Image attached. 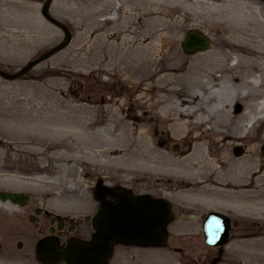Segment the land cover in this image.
<instances>
[{"label": "rangeland", "instance_id": "obj_1", "mask_svg": "<svg viewBox=\"0 0 264 264\" xmlns=\"http://www.w3.org/2000/svg\"><path fill=\"white\" fill-rule=\"evenodd\" d=\"M44 2L0 0V70L3 73L16 74L62 42L61 30L41 16ZM160 2H163V9L177 4H181V9L170 19L175 24L174 35L163 32L153 39L156 58L170 52L175 62L186 64L218 50L224 39L241 40L240 32L250 34L254 41L264 44L262 2ZM145 8L144 0L142 3L140 0H53L49 16L67 29L70 37L67 47L40 62L20 79L0 77V191L30 195V201L23 209L0 203V257L6 264H39L34 247L48 234V224L43 217L28 222V214L34 208L39 206L57 216L72 217L76 224H83L82 220L92 218L100 206L118 202V197L111 194L114 189L128 190L137 197L167 200L173 206V216L165 227L168 234L165 246L144 248L118 244L113 246L107 264H209L217 257L215 251L205 245L202 235V220L209 212L225 214L238 223L236 229H231L229 243L215 264H264V198L259 197L264 193V185L256 182L255 171L241 175L236 181H225L227 190L237 198L235 204L224 201L202 203L182 198V192L202 186L205 179L163 174L164 168L157 163L159 156L183 158L193 143L190 139H168L167 129L170 128L160 125L155 112L147 115L153 125L149 126L150 130L156 133L153 144L156 152L145 159L147 162H141L142 167L135 173H127L121 163L115 162L116 155H111L115 145L98 147L99 141L103 143L111 138L114 123L133 128L139 126L141 119L137 116L142 109H135L134 98L138 93L133 90V84L125 81L119 69L108 67L105 53L100 62L95 59V41L101 36L112 44L125 36H136L137 25L140 30L146 24ZM112 13L115 20H109ZM188 30H198L210 39L207 52L190 56L182 53L179 43ZM223 50L229 57L226 66L232 62L256 64V58L233 51L227 44L223 45ZM240 70L238 68V72ZM252 74L259 76L256 71ZM200 81L205 84V77ZM254 105L263 110V118V95L255 97ZM235 109L242 111V103L239 102ZM200 114L202 112L183 121L198 119ZM63 119H69L71 123L96 122L97 126L87 130L84 136H75L76 130H72L69 137L62 136L56 134V130ZM261 123H255L249 132L261 135L256 158L261 162L257 164L264 169V160L259 155L264 140ZM107 126L110 127L108 133H97ZM208 126L198 125L191 135L205 134ZM92 133L96 136L90 139ZM247 151L245 142L233 148L229 157L238 160L246 156ZM103 152L105 154H101ZM99 155H103L110 165H92L90 158ZM217 181L222 183L223 180ZM54 236L60 246L75 237L82 238L76 232ZM19 242L21 249L16 248Z\"/></svg>", "mask_w": 264, "mask_h": 264}, {"label": "bare ground", "instance_id": "obj_2", "mask_svg": "<svg viewBox=\"0 0 264 264\" xmlns=\"http://www.w3.org/2000/svg\"><path fill=\"white\" fill-rule=\"evenodd\" d=\"M144 3L146 24L140 30L137 25L135 30L139 32L136 36H125L119 43L112 44H108L107 39L101 36L95 41V59L100 62L106 55L108 67L119 69L125 81L133 84V90L138 93L134 98L135 109H142L137 116L141 119L139 126L133 128L128 124L114 123L111 138L103 143L99 141L98 147L101 144L115 145L117 148H112L111 152V155H116L115 162L121 163L127 173H135L142 167L141 162H147L145 159L156 152L153 146L156 133L151 132L149 126L153 125L147 115L155 112L160 125L170 128L167 129L168 139H190L193 143L190 152L183 158L170 159L164 154L159 156L157 163L164 168L163 174L173 173L177 178L187 175L194 180L205 179L202 186L185 190L180 196L202 203L224 201L235 204L237 198L227 190L225 181H236L241 175L255 171L256 182L264 185V169L258 165L261 162L256 158V146L261 135L249 132L259 121H262L260 126L264 127V117L256 120L263 110L254 105L255 97H264V44L254 41L252 35L240 32L241 40L235 37L234 41L224 39L218 50L198 56L186 64L175 62L170 52L156 58L153 39L163 32L174 35L175 24L170 19L180 13L181 4L163 9L160 0H144ZM109 20H115L114 13ZM226 44L233 51L256 58V64L247 61L241 64L232 62L226 66L225 61L229 59L223 50ZM238 68H241L240 72ZM255 71L259 73L258 77L252 74ZM203 77L205 84L200 81ZM239 102L243 109L237 112L235 108ZM200 112L202 114L198 119L183 121ZM204 124L209 125L205 127V134L191 135L198 125ZM95 126L96 122L71 123V120L63 119L56 134L69 137L70 132L76 130L75 136H84L87 130ZM109 130L107 126L97 133H108ZM95 136L96 133H92L90 139ZM245 142L248 148L246 156L238 160L229 157L233 148ZM259 155L264 160L260 152ZM102 156L91 157L90 163L95 166L110 165ZM220 178L222 183L217 181ZM259 197L264 198V193ZM0 264H6L1 257Z\"/></svg>", "mask_w": 264, "mask_h": 264}, {"label": "water", "instance_id": "obj_3", "mask_svg": "<svg viewBox=\"0 0 264 264\" xmlns=\"http://www.w3.org/2000/svg\"><path fill=\"white\" fill-rule=\"evenodd\" d=\"M47 0L42 15L54 26L61 29L65 39L41 59L30 63L20 72L7 75L0 71V77L15 80L24 76L40 62L48 59L68 42L66 30L47 16L49 4ZM264 1V0H262ZM209 47V40L201 33L190 30L186 33L180 48L185 55L204 52ZM264 156V145L261 148ZM121 195L122 202L114 209H101L92 224L101 233L89 243L71 241L65 250H59L54 240L49 236L39 240L35 246V257L41 264H57L60 261L66 264H103L109 255L111 246L116 243L137 246H164L167 236L163 230L165 223L170 219V205L163 201H153L147 198L135 199L123 191H115ZM0 201L13 205L24 206L28 197L21 194L0 192ZM58 229H60L58 227ZM229 220L222 215L210 214L204 226L205 243L211 247L224 245L228 239ZM53 230L50 233L53 234ZM20 247V245H19Z\"/></svg>", "mask_w": 264, "mask_h": 264}, {"label": "flooded vegetation", "instance_id": "obj_4", "mask_svg": "<svg viewBox=\"0 0 264 264\" xmlns=\"http://www.w3.org/2000/svg\"><path fill=\"white\" fill-rule=\"evenodd\" d=\"M131 193V192H130ZM30 197V196H29ZM30 201V199H29ZM120 200H118V202L114 203V204H104L100 207H113L116 204L119 203ZM15 208L18 209H23L25 207H18V206H14ZM97 210L95 212V214L92 216V218L96 215ZM29 216H34V219L36 221V219H39L41 217H43L46 221L47 224L49 225L50 222H53L54 226L56 227L57 223H60L62 225V231L60 233H66V234H73V233H79L81 234L82 238H78L75 237L73 239H80V240H89L93 235L98 234L97 231H94L91 227V219L92 218H88V219H83L82 221H84V223L79 224L75 222L74 218L69 217V216H57L54 213H51L47 210H45L42 207L37 206L36 208H34L31 212V214H28ZM38 221V220H37ZM49 229V228H48Z\"/></svg>", "mask_w": 264, "mask_h": 264}]
</instances>
